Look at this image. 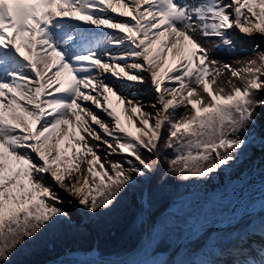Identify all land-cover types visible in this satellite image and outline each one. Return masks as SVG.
<instances>
[{"label":"snow or ice","instance_id":"1","mask_svg":"<svg viewBox=\"0 0 264 264\" xmlns=\"http://www.w3.org/2000/svg\"><path fill=\"white\" fill-rule=\"evenodd\" d=\"M236 33L264 37V0H0V264L69 219L46 175L95 214L153 171L142 153L161 143L182 180L234 163L264 108V49L233 67L205 42L236 55ZM149 82L154 112L138 100ZM231 264H264V244Z\"/></svg>","mask_w":264,"mask_h":264},{"label":"rangeland","instance_id":"2","mask_svg":"<svg viewBox=\"0 0 264 264\" xmlns=\"http://www.w3.org/2000/svg\"><path fill=\"white\" fill-rule=\"evenodd\" d=\"M236 40L238 42L237 48L239 49L236 55H230L222 49H214L213 44L219 43L216 38H212L205 43L210 49L212 59L221 63H230L233 67H240L241 65L234 63V61L253 58L248 50L259 42L253 37H241L239 33H236ZM260 44L262 49H264V39L260 40ZM227 79L228 76L226 77ZM235 82L239 84V81ZM140 92L141 102L144 105L147 103L145 105L146 110L154 112L155 110L151 107L154 104L152 97L146 90H141ZM254 98L264 99V92L256 94ZM93 110L97 111L96 109ZM256 110L253 114L254 119L257 121L254 129H252L250 134H239L241 139L249 140L248 148L239 153L234 163H230L206 178L191 179L182 187L179 183L183 180H179L180 178L172 174L170 178L175 180L174 182L167 177L168 160L171 158L172 153L169 152V149L163 147V143H161V150L158 156L152 154L153 158H151V154L144 151L143 155L148 153L151 158L146 157V159L150 160V163L154 162L153 171L143 178H136V182L126 189L128 194L125 196L119 195V198L114 203L115 207L122 203L128 204L129 202V206L124 208L123 214L121 213L122 218L120 219L122 221L119 225L117 224L119 219L113 214L110 217L103 218V220L110 219L119 226L117 228L113 227L108 232L109 235L114 233V238L110 242H102L100 244L95 240L88 249L83 247L81 241L71 240L45 255H51L61 249H66L67 255L85 258L89 256L90 252H93L95 256L115 264H154V261L164 263L170 258L175 247L181 246L188 237L196 235L208 226L230 223V221L238 219L253 207H262L264 205V178H262L264 174V127L261 116L264 114V108H257ZM186 111L183 107L179 108L177 116H183ZM97 114L102 119L105 118L102 113L98 112ZM188 114L191 115V112L189 111ZM164 135L165 137L167 136L166 130ZM254 136L255 139H253ZM90 143L94 144L95 142L90 140ZM100 152L99 155L104 158L105 151L102 150ZM256 154L257 156L254 157ZM159 158L162 159V162L159 161ZM107 159L120 161L124 163L125 168L128 167L125 162L128 157L125 155H112L107 157ZM156 180L160 186L155 187L152 185ZM46 183L63 200V203L57 206L68 212L72 219L74 217L77 222L86 220L89 226L81 223L77 224L89 228L95 236L97 230L94 220L97 214L85 212L87 216H83V218L75 217L73 212H75L76 208H73L71 203L68 204L67 200H64L65 198L60 193L59 188L47 175ZM131 210H134V212L130 214ZM263 213L264 211L257 212L251 217V220H258ZM123 217H125V220ZM152 218L154 223L147 228L146 221ZM165 218H167V225L161 227L160 221ZM241 223L239 222L227 228H239L238 225ZM139 227H142V230L136 235ZM219 231H222V229L216 228L208 232L205 243L203 242L200 246L197 245L194 249L191 248L189 259H195L196 262L205 261L206 264H219V260L213 258L219 250L216 244L218 240L214 241ZM173 232H180V234L173 235ZM232 233H235V231ZM262 238H264V230L254 229L250 232H243L239 240L234 244H251L252 246V241L255 239L264 243ZM175 240L177 241L175 242ZM173 242L174 244L172 245ZM185 249L186 247L183 246L180 253L186 251ZM45 255H43V258ZM73 262H78V264L91 263L77 260ZM51 264L58 263L53 262Z\"/></svg>","mask_w":264,"mask_h":264},{"label":"trees","instance_id":"3","mask_svg":"<svg viewBox=\"0 0 264 264\" xmlns=\"http://www.w3.org/2000/svg\"><path fill=\"white\" fill-rule=\"evenodd\" d=\"M255 139V136L254 138ZM260 140V139H259ZM248 140V144H249ZM248 144L244 149L248 148ZM243 149V150H244ZM170 150V149H169ZM172 150V149H171ZM242 150V151H243ZM170 152V151H169ZM143 154V153H142ZM144 157L150 158V155L148 153H144ZM151 158L152 154H151ZM150 158V159H151ZM150 161V160H148ZM159 161L162 162V159L159 158ZM171 173L168 172L167 177L170 181H175L171 180L170 178ZM173 175V174H172ZM177 178H180L176 176ZM182 180V179H179ZM191 180V179H190ZM189 180H183L179 184L184 186L185 183H187ZM159 182L156 180L155 182L152 183L153 186L157 187L160 186L158 185ZM127 193V190H125L121 195L125 196ZM119 198V197H118ZM129 206L128 204H119L117 207L114 205L107 210H102L98 211L96 215V218L94 220L95 222V227H96V235L94 236L89 230V228H86L84 226H81L77 224L72 218L69 217V219H59L57 220L54 224H51L49 227L45 228L41 233H39L34 239H31L29 241H26L22 246H20L14 254L10 257L9 264H28L32 259L39 257L43 255L44 253L58 249L61 247V245L72 241H81L83 244V247L89 248L95 240H97V243L100 244L102 242H110L114 238V233H111V235L108 234L110 229L117 228V224L122 221V214L124 212V208ZM136 208V207H135ZM121 209V211H119ZM151 210V208H149ZM134 210L130 211V214L133 213ZM122 213V214H121ZM141 213V209H140ZM102 214V215H101ZM113 214V216H116L119 220L118 223L115 224L116 222H112V220L105 219L103 220L104 217H110ZM129 214V215H130ZM125 220V217H123ZM126 222V221H125ZM129 224V223H126ZM122 225V224H120ZM142 227L138 228V231H136V235L141 232ZM179 235L180 232H173V235ZM140 238V236H139ZM173 238V236H172ZM177 240H175L176 242ZM203 240H198L196 241L191 247L186 249L183 253H181L178 258L175 260L173 264H189L192 259H189L190 257V251L191 248H195L197 245H201ZM174 242L172 243V245ZM171 245V247H172ZM192 249V250H193ZM217 259L219 260V264H231V260L233 259L231 256L228 257H222V256H217ZM58 264H65L68 263V261H63V262H56ZM83 264V263H80ZM89 264V263H88ZM90 264H99L97 262H91Z\"/></svg>","mask_w":264,"mask_h":264},{"label":"bare ground","instance_id":"4","mask_svg":"<svg viewBox=\"0 0 264 264\" xmlns=\"http://www.w3.org/2000/svg\"><path fill=\"white\" fill-rule=\"evenodd\" d=\"M109 31H115V30H109ZM241 37H244L243 35H241ZM254 39H256V40H258V44H260V40H263L264 38L262 37V36H260V35H253L252 36ZM257 37V38H256ZM259 38V39H258ZM201 41L202 42H205L204 41V38H201ZM261 45V44H260ZM262 46V45H261ZM261 49H262V47H261ZM145 76H147V73H145ZM226 77H227V75H225V77H224V79H225V81H226ZM141 90H146L148 93H149V95L152 97V100H153V103H156V100H157V93L155 92V90H154V88H153V86H152V84L149 82V83H145V84H143V85H140L139 87H138V92H139V96L141 95ZM226 90H230V88H229V86H227L226 85ZM138 96V100L139 101H141V99H140V97ZM154 98V99H153ZM113 102L114 103H116V101H115V98H113ZM145 105H147V103L145 104ZM157 107H159V105H157ZM145 111H148V110H146V107H145ZM257 111V110H256ZM262 117V125H263V127H264V114L261 116ZM103 119H106V117L105 118H103ZM93 127H96L95 125L93 126ZM98 131H99V129H97ZM90 142V141H89ZM103 147V146H102ZM101 152H99V154H100ZM257 156V154L254 156V157H256ZM264 158V157H263ZM262 178H264V174H263V176H262ZM58 188V187H57ZM60 190V193L62 194V196L65 198L64 200H67L66 202L68 203V204H72V207L73 208H76V210H74L75 212H73V214L75 215V217H82L83 218V216H87L86 214H85V212H87L88 214H89V212L83 207V206H81V205H79L78 204V202L73 198V197H71L70 195H68L65 191H63L62 189H59ZM75 204V205H74ZM59 207V206H58ZM69 207V206H68ZM253 207V206H252ZM257 212H262V210H261V207H253L252 209H250L248 212H245L242 216H240L239 218H249V217H252L253 215H255ZM70 216V215H69ZM71 218H72V216H70ZM74 218V217H73ZM75 219V218H74ZM76 220V219H75ZM237 219H235V220H233V221H230L231 223L232 222H234V221H236ZM153 218L152 219H149V220H147L146 221V226H147V228H149L151 225H152V223H153ZM79 222H81V221H79ZM242 222H243V220H242ZM207 229L208 230H213L212 228H211V226H208L207 227ZM193 239L192 238H189V239H187L184 243H182L181 244V246H178V247H176V249L175 250H173V252L171 253V255H176V254H178L179 252V250H181V248L183 247V246H186V245H188L191 241H192ZM49 252H51V251H48V252H46V253H49ZM46 253H44L43 255H45ZM43 255H41V256H39V257H36V258H34V259H32L28 264H41L42 262H43V260H45V259H47V258H49V257H57V258H59L60 260L58 261V262H63V261H67L68 259H66V258H68L69 256L67 255V253H66V249H61L60 251H58V252H56V253H53V254H51V255H45V257L43 258ZM92 256V255H94L93 254V252H90L89 253V256ZM99 258V257H98ZM99 259H101V260H105V259H102V258H99ZM105 261H108V260H105ZM108 262H111V261H108ZM112 264H115V263H113V262H111ZM169 263H171V261L169 262ZM102 264H104V263H102Z\"/></svg>","mask_w":264,"mask_h":264},{"label":"water","instance_id":"5","mask_svg":"<svg viewBox=\"0 0 264 264\" xmlns=\"http://www.w3.org/2000/svg\"><path fill=\"white\" fill-rule=\"evenodd\" d=\"M82 224H85L87 226H89V223L87 221H83ZM68 260H79V261H98L100 263H104V264H112L111 262H108V261H105V260H101V259H98L96 257H87V258H81L79 256H75V255H70L68 258H66ZM60 259L57 258V257H49L45 260H43V262L41 264H51L52 262L54 261H59Z\"/></svg>","mask_w":264,"mask_h":264}]
</instances>
